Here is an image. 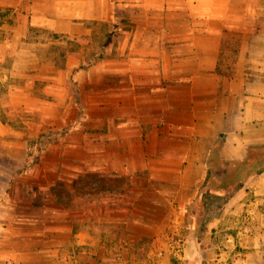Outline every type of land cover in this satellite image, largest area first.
Segmentation results:
<instances>
[{
	"label": "crops",
	"instance_id": "crops-1",
	"mask_svg": "<svg viewBox=\"0 0 264 264\" xmlns=\"http://www.w3.org/2000/svg\"><path fill=\"white\" fill-rule=\"evenodd\" d=\"M55 8L31 15L25 40L28 27L58 35L43 45L90 38L95 24L114 34L97 63L59 69L73 88L60 121L44 112L21 128L0 115V264H259L264 158L249 149L264 148V0ZM14 30L0 52L11 55ZM24 85L13 88L34 98ZM47 130L66 133L25 170L27 137Z\"/></svg>",
	"mask_w": 264,
	"mask_h": 264
},
{
	"label": "rangeland",
	"instance_id": "rangeland-1",
	"mask_svg": "<svg viewBox=\"0 0 264 264\" xmlns=\"http://www.w3.org/2000/svg\"><path fill=\"white\" fill-rule=\"evenodd\" d=\"M0 1L11 4L10 6L3 5L2 8L5 14L3 16L4 23L0 26V48H4L3 45L7 39L6 35L15 29L11 38V55L6 49L0 52V94L7 93L10 85L12 88L10 99L5 97L0 100V115H11V121L16 126L23 128L26 124L24 121H27V116L37 121L38 117L46 112L52 117H47L45 121L48 124H55L60 121L55 118L56 102H59L62 94H64L63 99L65 101L63 105L65 113L66 106L71 103L73 97L72 86H68V90L64 85H61L63 78L68 77V71L67 69H59L65 62L75 63L79 59L87 61L91 58L99 50L100 42L105 38L106 28L102 24H95V36L85 39L61 37L60 39L64 41L63 43H58L57 41L55 44L43 45L41 41L49 39V33H46L45 30V32H42L41 27H28L30 33L25 40V30L33 14L41 13V15L55 16V7L58 0ZM125 11L128 12V10ZM12 15H16L14 17L16 24L11 31ZM118 27L119 25H117ZM3 31L7 32V34L3 35ZM88 41H90V44ZM115 54L112 51V55ZM10 65L11 67L9 68ZM42 79L45 81H42ZM27 82L28 87L34 90L37 97H26L22 93L24 91L19 94L18 91L14 90V86L22 89L27 87L24 85ZM45 87L47 88L46 92L43 91ZM61 87L63 88L62 90ZM46 108L47 111L42 110ZM34 120L32 119L31 121ZM30 125H35V123L31 122ZM259 153L264 158V150L258 151ZM259 264H264V259Z\"/></svg>",
	"mask_w": 264,
	"mask_h": 264
},
{
	"label": "trees",
	"instance_id": "trees-1",
	"mask_svg": "<svg viewBox=\"0 0 264 264\" xmlns=\"http://www.w3.org/2000/svg\"><path fill=\"white\" fill-rule=\"evenodd\" d=\"M6 12V11H5ZM5 13H3L2 8H0V26L3 25L4 20H3V16ZM16 15H12L11 16V31H12V27L16 24L15 22V18ZM3 35L7 34V32L3 31L2 32ZM114 34V29L110 30V31H106L105 38L102 42H100V48L99 50L91 57L89 58L87 61H82V63L80 64L79 68H87L95 63H97L101 58H103L104 56V52H105V47L107 46V44L109 43V41L112 39V36ZM50 37H54L56 38L57 35L56 34H49ZM76 70V69H75ZM226 72L230 71V69H225ZM71 80L74 81V76L73 74L71 75ZM66 132L63 130H47V131H43L38 135H30L27 137L26 141H27V161L24 164V169L27 171H31L32 168L37 164V162L39 161L40 156L42 155L43 151H45L49 145L57 140L58 138H60L62 135H64ZM264 148L262 147H251L249 149V153H251V156L254 157H262L263 156L259 153L258 151H263ZM259 155V156H258ZM263 167V161L258 162L255 166V168H259V170H261ZM225 187L228 185H231V182H227L225 181ZM242 182H238L237 186H241Z\"/></svg>",
	"mask_w": 264,
	"mask_h": 264
},
{
	"label": "built area",
	"instance_id": "built-area-1",
	"mask_svg": "<svg viewBox=\"0 0 264 264\" xmlns=\"http://www.w3.org/2000/svg\"><path fill=\"white\" fill-rule=\"evenodd\" d=\"M181 234L176 231L171 232L168 235V246L173 257L177 258L181 256L183 252V240Z\"/></svg>",
	"mask_w": 264,
	"mask_h": 264
}]
</instances>
